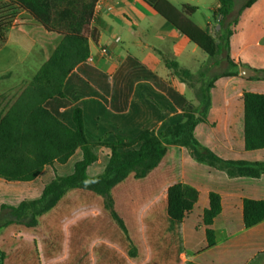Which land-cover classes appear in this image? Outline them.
<instances>
[{"label": "crops", "instance_id": "1", "mask_svg": "<svg viewBox=\"0 0 264 264\" xmlns=\"http://www.w3.org/2000/svg\"><path fill=\"white\" fill-rule=\"evenodd\" d=\"M165 1L177 10L184 5L195 7L196 11L187 16L188 20L211 38L225 33L236 22L234 29L237 34L230 37L229 52L223 54L225 58L234 59L238 74L219 77L213 82L206 123L196 125L194 136L202 146L224 160L264 161V149L244 150L242 100L244 92L264 94V78L261 77L264 71V0L243 12L240 11L243 0H234L231 13L220 23L211 20L212 12L219 6L218 0ZM239 1L242 2L240 5ZM1 3L6 10H16L9 3ZM201 10L204 22L197 19ZM9 22H12L11 18ZM90 27L97 33L95 41L88 40L93 62L78 64L64 80V97H53L43 106L71 129H74L73 110L80 108L85 136L91 143L113 142L116 137L133 139L144 130L157 134L182 121L183 111L197 105L195 90L200 82L224 70L221 67L223 54L218 56L217 63H208L200 49L138 0H97ZM13 32L25 35L35 44L24 28L11 26L5 32L4 42H0V49ZM58 40L54 37L50 45L41 49V65ZM101 47L107 48L108 57L101 55ZM24 59L25 55L18 56L17 61ZM166 62H174L178 69L188 71L191 79H179L167 68ZM241 66L257 71L259 75L254 80L243 78L239 76ZM2 75L10 76L5 70H0V79ZM28 82H21V90ZM19 87L7 88L0 93V114L21 92L14 95L13 91ZM169 150L170 156L167 155ZM94 152L97 161L87 168L88 176L102 173L110 153L105 147H95ZM190 158L185 148L169 146L163 160L151 171L156 177L165 178L166 174L155 203L166 207L167 188L176 183L188 185L198 192L191 212L178 225L181 247L178 264H264V221L247 229L242 223V200H264V187L256 186L264 184V174L259 178H230L208 166L205 175L208 186L201 190L197 177L186 175L185 163L194 167ZM80 159L81 153L76 150L65 164L54 163L44 167L32 181L4 182L0 179V184L13 186L11 190H5L12 197L36 199L53 179L54 171L58 176L70 175L74 163ZM210 192L220 196L221 204L220 214L211 226L215 245L204 249L205 242L202 248L192 250L188 256L185 220L200 202L197 227L204 233L201 217L203 209L208 207ZM232 215L238 217L235 226L232 225Z\"/></svg>", "mask_w": 264, "mask_h": 264}, {"label": "trees", "instance_id": "2", "mask_svg": "<svg viewBox=\"0 0 264 264\" xmlns=\"http://www.w3.org/2000/svg\"><path fill=\"white\" fill-rule=\"evenodd\" d=\"M152 12L167 21L184 38L194 44L209 58L229 52V39L236 35V22L225 33L211 38L192 24L187 16L195 7L184 5L175 9L165 0H138ZM261 0H243L240 11L251 8ZM14 9L23 11L39 37L27 35L37 46L44 49L54 37L59 40L50 55L38 68L32 79L17 97L0 114V179L4 182H29L34 180L46 166L65 164L79 150L81 159L76 161L73 171L67 176H58L47 183L36 199L22 200L17 206H0V229L16 227L32 230L39 218L54 209L70 190H83L102 198V205L112 220L124 232L122 220L114 210L111 190L127 177L145 178L166 155L167 147L185 148L188 155L199 163L224 172L228 177L259 178L264 174V161L224 160L202 146L194 136V128L206 123L210 107V89L219 77L238 74L233 58L226 56V68L201 81L195 90L197 105L184 110L182 121L157 134L142 131L133 139L116 137L113 142H89L84 132L82 111L75 108L72 113L74 129L67 127L43 105L53 98H63L62 86L65 78L89 55L88 40L95 41L97 33L90 27L97 0H0ZM219 6L212 12L211 20L220 23L232 11L234 0H218ZM12 19V18H11ZM0 42H4V37ZM218 60V59H217ZM217 60L214 62L217 63ZM175 76L182 81L191 79L188 71L178 69L174 62H166ZM264 78V71H262ZM256 78H250L254 80ZM191 85V84H190ZM243 100V144L245 151L264 149V94L244 92ZM138 145L137 148L134 146ZM95 147H105L109 157L102 173L88 176L87 168L97 161ZM198 192L185 184L176 183L167 188L166 215L170 222L178 225L189 214ZM220 196L208 195V207L201 217L206 246L215 245L213 220L220 214ZM264 221V200H242V223L251 228ZM4 253L0 251V264H4Z\"/></svg>", "mask_w": 264, "mask_h": 264}, {"label": "rangeland", "instance_id": "3", "mask_svg": "<svg viewBox=\"0 0 264 264\" xmlns=\"http://www.w3.org/2000/svg\"><path fill=\"white\" fill-rule=\"evenodd\" d=\"M198 15L197 19L204 22L203 10ZM31 24L25 14L6 10L0 3V40L11 26L24 28L26 34L39 37ZM23 55L25 59L18 62V56ZM201 55L207 57L208 63L218 59L209 58L203 52ZM41 58L40 47L19 32L11 33L0 49V70L10 74L1 76L0 93L20 86L13 91L14 95L18 94L23 87L21 82L32 79L42 63ZM221 67L226 68L225 54ZM167 155L170 156V150ZM192 163L194 167L185 163L186 175H195L203 190L208 186L205 177L208 166L194 159ZM165 178L151 172L143 179L129 176L111 190L114 210L124 224V232L104 210L101 197L83 190H70L54 209L39 218L36 228L0 229L4 264H178L179 229L168 219L166 207L154 201ZM256 186L264 187V184ZM12 188L9 183L0 184V206H15L24 199L8 195L6 191ZM199 211L200 202L185 220L188 256L206 242L204 233L197 227ZM231 221L235 226L238 217L232 215Z\"/></svg>", "mask_w": 264, "mask_h": 264}, {"label": "water", "instance_id": "4", "mask_svg": "<svg viewBox=\"0 0 264 264\" xmlns=\"http://www.w3.org/2000/svg\"><path fill=\"white\" fill-rule=\"evenodd\" d=\"M259 73L257 71H254L252 69H249L247 67H239V76L243 78H254L257 77Z\"/></svg>", "mask_w": 264, "mask_h": 264}, {"label": "built area", "instance_id": "5", "mask_svg": "<svg viewBox=\"0 0 264 264\" xmlns=\"http://www.w3.org/2000/svg\"><path fill=\"white\" fill-rule=\"evenodd\" d=\"M99 52L103 57H108L109 52L106 47H101ZM85 63H92L93 62V57L91 55H88L87 58L84 60Z\"/></svg>", "mask_w": 264, "mask_h": 264}]
</instances>
